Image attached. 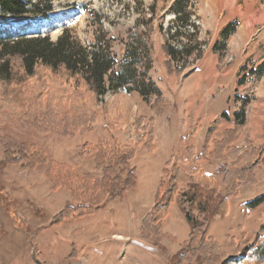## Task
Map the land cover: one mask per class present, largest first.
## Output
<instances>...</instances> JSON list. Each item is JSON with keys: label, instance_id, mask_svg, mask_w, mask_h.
<instances>
[{"label": "rangeland", "instance_id": "rangeland-1", "mask_svg": "<svg viewBox=\"0 0 264 264\" xmlns=\"http://www.w3.org/2000/svg\"><path fill=\"white\" fill-rule=\"evenodd\" d=\"M48 1L52 12L62 13V20L55 22L52 12L47 19L26 17L23 19L30 20V26L22 32L45 34L55 41L64 28H69L82 43L88 44L97 28V24L91 22L97 16L102 29L116 39L113 51L118 60L122 57L121 39L126 38L128 30L134 28L137 21L139 30L147 24L153 62L149 74L172 109L166 116L155 118L152 139L160 152L149 154L142 146L136 150L132 166L137 187L127 191L121 200H110L94 216L58 226H53L51 221L71 204L69 193L63 189L50 191L44 176L46 165L32 171H21L18 166L4 167L0 145V264H170L188 236L187 223L177 204H171L161 231L168 239L154 246L143 241L139 232L142 218L152 207L168 148L175 152V163L190 172L192 164L184 149L187 141L191 145L189 135L196 151L201 152L206 132L215 124L218 132L232 129V115L247 98L250 101L247 123L236 145L241 148L240 153L248 151L244 148L248 149L249 145L264 150V0H193L189 12L198 27L199 40L204 43L203 55L197 62L190 60L179 77L168 75L166 71L165 58L160 51L163 37L158 30L159 25L164 29L171 26L170 7L174 0ZM0 20L21 19L0 15ZM234 21L238 24L236 32L226 42V52L219 57L220 53L213 52V46L223 42L222 30ZM4 33H7L6 28L0 27V36ZM259 68L261 72L250 76V71ZM32 86L40 90L36 83ZM49 86L57 95L69 92L54 83ZM1 94L0 86V100ZM103 102L107 103L106 109L80 102L88 111L96 113L91 131L81 136L59 138L22 130L5 115L0 118V135L35 144L47 153L49 161L66 164L78 174L101 177V169L91 158L81 159L78 148L111 138L123 144L138 143L142 133L136 134L134 121L137 116L150 114L136 93H109ZM214 116L217 117L213 119ZM115 119L123 124L122 131L108 123ZM203 127L207 128L201 134ZM216 164L219 163H200L211 176L216 172ZM255 174L257 183L242 184L239 196L228 202L227 217L215 219L208 231L226 246L231 256H238L240 249L229 247L227 237L237 238V244L243 246L247 241L254 242L259 228L257 212L245 213L242 207L264 194V165ZM214 178L223 189L221 176L216 174Z\"/></svg>", "mask_w": 264, "mask_h": 264}, {"label": "trees", "instance_id": "trees-1", "mask_svg": "<svg viewBox=\"0 0 264 264\" xmlns=\"http://www.w3.org/2000/svg\"><path fill=\"white\" fill-rule=\"evenodd\" d=\"M192 6L193 0H174L170 7L171 26L167 29L158 26L163 37L160 51L171 76H181L190 60L197 62L203 55L204 43L199 40L198 27L189 12ZM52 11L48 0H0V15L4 18L47 19ZM93 19L91 23H96L97 28L88 44L82 43L69 28H64L55 41L45 34L25 32L0 36V118L7 116L22 130L59 138L84 135L91 131L96 113L88 111L83 103L106 109L105 95L122 91L136 93L153 115L136 117V134L142 133L138 143L123 144L111 138L78 148L81 159L91 158L101 169V177L78 174L66 164L49 161L47 153L35 144L0 135L4 167L18 166L21 171H32L46 165L44 176L50 191L63 189L69 193L71 204L52 218L53 226L94 216L110 200H121L127 191L134 190L137 176L132 162L136 150L142 146L149 154L156 151L152 139L155 118L166 116L172 109L149 74L153 62L147 24L139 30L137 21L136 26L128 30L126 38L121 39L122 57L118 60L113 51L116 39L102 29L100 17ZM237 27L234 21L222 30L223 42L213 46V52L220 53L219 57L226 52V42ZM261 71L260 68L252 70L250 76ZM34 83L40 86L39 91L32 86ZM50 83L69 92L57 95ZM249 104L244 98L233 113L232 129L218 132L216 124L212 126L206 132L201 152L185 138V154L192 164L190 172L180 168L174 157L163 165L152 207L142 218L139 232L143 241L159 245L168 236L161 231L169 208L177 204L187 223L188 236L170 264H264V194L242 206L245 213L256 211L258 214L259 228L254 242L247 241L240 246L237 238L227 237L229 247L240 249L238 256L229 255L226 246L208 234L213 220L228 215V202L239 196L241 185L257 183L255 173L264 165L263 149L249 145L248 149L244 148L248 151L240 153L241 148L236 145L246 127ZM108 123L114 124L112 127L117 130L124 129L116 119ZM203 161L209 165L219 163L214 176L202 169ZM216 174L221 176L223 189L214 178Z\"/></svg>", "mask_w": 264, "mask_h": 264}, {"label": "bare ground", "instance_id": "bare-ground-1", "mask_svg": "<svg viewBox=\"0 0 264 264\" xmlns=\"http://www.w3.org/2000/svg\"><path fill=\"white\" fill-rule=\"evenodd\" d=\"M51 18L55 22H59V20H62V13L61 12H52L51 13ZM25 20V19H24ZM27 20V19H26ZM3 21L2 23L0 22V27L6 28V32H20L22 29L26 30L25 23L23 21H7V20H0ZM8 22H12L11 28L10 25H8ZM10 28V29H9ZM28 29V28H27ZM22 32V31H21Z\"/></svg>", "mask_w": 264, "mask_h": 264}, {"label": "crops", "instance_id": "crops-1", "mask_svg": "<svg viewBox=\"0 0 264 264\" xmlns=\"http://www.w3.org/2000/svg\"><path fill=\"white\" fill-rule=\"evenodd\" d=\"M151 115H152L151 113H150V114H149V113L146 114L147 117H151ZM216 117H217V116H214L213 119H215ZM206 128H207V127H203V128H201L200 133H201V134H203V132L205 133V129H206ZM195 133H196V131L193 132V134H195ZM186 138H187V137H186ZM202 138H203V136H202ZM189 139H191V145H193V147L195 148V150H197L196 147L194 146V144H192V135H191V134L189 135ZM203 140H204V139H203ZM169 146H170V145H169ZM156 147H157V149H156V151H155L154 153H158V152H160V150H159V146L157 145ZM168 149H169V150H168L167 153H166V155H167V159H166V161L169 160L171 157H174V160H175V162H176V158H175V152H174V150L171 149V148H168ZM184 149H185V146H184ZM166 161H165V162H166ZM226 217H227V216H226ZM226 217H224V218H226ZM224 218H223V219H224ZM167 219H168V218H167ZM213 221H214V220H213ZM213 221H212L211 223H213ZM166 222H167V221H166ZM211 223H210V226H209V230H208V231H210V229H211ZM247 237H248V236H247ZM245 239H246V237H245ZM219 242H220V241H219ZM221 243H222V242H221ZM70 247H71V246H70Z\"/></svg>", "mask_w": 264, "mask_h": 264}, {"label": "water", "instance_id": "water-1", "mask_svg": "<svg viewBox=\"0 0 264 264\" xmlns=\"http://www.w3.org/2000/svg\"><path fill=\"white\" fill-rule=\"evenodd\" d=\"M21 21H23L25 23L26 28H28L30 26L29 23H28L30 20H26V19L24 20L23 18H21ZM0 22L2 23L3 21H0ZM8 25H10V28H11L12 22H8ZM3 27H5V26H3Z\"/></svg>", "mask_w": 264, "mask_h": 264}]
</instances>
